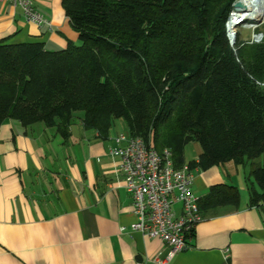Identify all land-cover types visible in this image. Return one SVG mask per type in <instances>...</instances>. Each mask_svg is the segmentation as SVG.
<instances>
[{"label": "trees", "instance_id": "16d2710c", "mask_svg": "<svg viewBox=\"0 0 264 264\" xmlns=\"http://www.w3.org/2000/svg\"><path fill=\"white\" fill-rule=\"evenodd\" d=\"M238 1L63 0L79 45L0 41V128L42 124L68 140L80 116L106 139L124 120L131 137L169 149L176 168L196 142L191 170L248 169L249 205H264V41L235 56L225 25ZM240 204L236 187L218 185L199 207Z\"/></svg>", "mask_w": 264, "mask_h": 264}, {"label": "crops", "instance_id": "0c3cea01", "mask_svg": "<svg viewBox=\"0 0 264 264\" xmlns=\"http://www.w3.org/2000/svg\"><path fill=\"white\" fill-rule=\"evenodd\" d=\"M49 25L29 21L20 8L0 1V41L42 43L51 52L79 45L63 0H33ZM129 134L117 120L108 137L87 130L80 116L64 140L42 124L23 128L7 120L0 128V264H159L169 249L132 230V195L109 151ZM201 146L185 147V164L198 162ZM193 192L212 187L239 190V208L201 213L189 248L168 264H264V205L250 206L249 170L234 162L195 167ZM179 208V207H178Z\"/></svg>", "mask_w": 264, "mask_h": 264}, {"label": "built area", "instance_id": "2783aa9c", "mask_svg": "<svg viewBox=\"0 0 264 264\" xmlns=\"http://www.w3.org/2000/svg\"><path fill=\"white\" fill-rule=\"evenodd\" d=\"M20 8L26 18L49 25L33 0H0ZM243 20H238L237 24ZM118 161L117 171L133 197L136 223L134 232L159 239L169 254L159 264H168L189 248L188 235L202 221L198 198L193 192L194 177L188 165L176 168L169 149L159 153L142 138L120 135L109 151ZM179 207V208H178Z\"/></svg>", "mask_w": 264, "mask_h": 264}, {"label": "rangeland", "instance_id": "374dc122", "mask_svg": "<svg viewBox=\"0 0 264 264\" xmlns=\"http://www.w3.org/2000/svg\"><path fill=\"white\" fill-rule=\"evenodd\" d=\"M234 5L232 8L233 10L230 13L225 25V32L229 39L230 47L233 49L235 56H238V52L240 49H245L250 46L258 45L264 41V18L259 19V21H257L256 23L245 22L236 25L235 31L232 32L234 33L233 37L232 33H230L228 30L229 28L227 24L230 22L229 20L231 17H233V21H235L236 18L239 16H235ZM239 20L241 21L243 19L241 18Z\"/></svg>", "mask_w": 264, "mask_h": 264}, {"label": "bare ground", "instance_id": "6f19581e", "mask_svg": "<svg viewBox=\"0 0 264 264\" xmlns=\"http://www.w3.org/2000/svg\"><path fill=\"white\" fill-rule=\"evenodd\" d=\"M236 5L239 6H234V13L235 16H239L235 21H233V17L230 18V22L227 24L230 33L235 31L236 25H238L237 20L241 18L243 19V21L239 24L245 22L256 23L257 21H259V19L264 18V0H239ZM232 35L234 37V33H232Z\"/></svg>", "mask_w": 264, "mask_h": 264}, {"label": "water", "instance_id": "95a60500", "mask_svg": "<svg viewBox=\"0 0 264 264\" xmlns=\"http://www.w3.org/2000/svg\"><path fill=\"white\" fill-rule=\"evenodd\" d=\"M234 6H235V7H238L239 5H236V4H235Z\"/></svg>", "mask_w": 264, "mask_h": 264}]
</instances>
